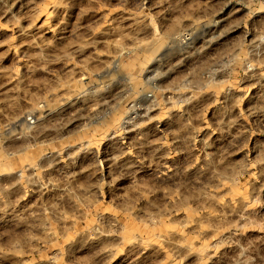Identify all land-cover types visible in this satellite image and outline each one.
Listing matches in <instances>:
<instances>
[{
	"label": "rangeland",
	"instance_id": "1",
	"mask_svg": "<svg viewBox=\"0 0 264 264\" xmlns=\"http://www.w3.org/2000/svg\"><path fill=\"white\" fill-rule=\"evenodd\" d=\"M0 264H264V0H0Z\"/></svg>",
	"mask_w": 264,
	"mask_h": 264
},
{
	"label": "bare ground",
	"instance_id": "2",
	"mask_svg": "<svg viewBox=\"0 0 264 264\" xmlns=\"http://www.w3.org/2000/svg\"><path fill=\"white\" fill-rule=\"evenodd\" d=\"M158 54H159V53H158ZM152 60H153V59H152ZM151 62H152V61H151ZM153 62H154V61H153ZM153 62H152V63H153ZM115 64H116V63H115ZM114 66H115L116 68H119V69H120L119 65H114ZM146 69H147V68L144 69V73H147V72H146ZM147 98H148V97H147ZM128 104H129V103H128ZM127 106H128V105H127ZM126 114H127V113H126Z\"/></svg>",
	"mask_w": 264,
	"mask_h": 264
}]
</instances>
